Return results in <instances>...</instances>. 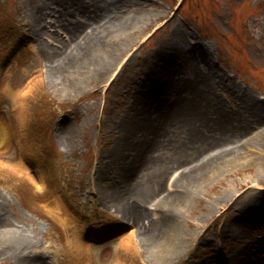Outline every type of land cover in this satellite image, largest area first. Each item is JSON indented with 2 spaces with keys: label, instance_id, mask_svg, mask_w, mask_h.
Instances as JSON below:
<instances>
[{
  "label": "rangeland",
  "instance_id": "obj_1",
  "mask_svg": "<svg viewBox=\"0 0 264 264\" xmlns=\"http://www.w3.org/2000/svg\"><path fill=\"white\" fill-rule=\"evenodd\" d=\"M36 1L39 0H0V86L6 87L0 99V125L6 133L5 143H0L2 223L32 237L27 250L39 257L38 264H115L116 260L120 264H158L156 254L152 255L140 243L143 234L132 245L126 242V235L133 232L132 226L124 229L119 225L117 231L103 233L110 223L108 213L122 214L111 201L112 179L122 188L125 177L121 179L123 175L119 173L126 172L127 167L119 163L122 165L128 149H118L115 158L109 153L110 131L134 94L151 102L159 97V90L144 94L137 89L144 70L147 72L149 65L153 67L152 55L156 51L164 58L152 70L169 76V80L180 77L196 85L213 84L218 97L231 110L239 109L240 96L248 107H264V0H117L119 16L143 14L145 21L114 68H105L108 52L98 46L93 54L100 60L96 70L91 77L86 76L87 69L82 70L83 75L75 77L80 85L70 90L58 88L57 82H53L55 76L49 77L56 65L55 56L44 51L43 43L52 39L39 37L30 29L24 11ZM41 1L48 6L68 0ZM73 1L90 8L95 4L91 0ZM107 1L101 0L103 4ZM66 8H70L69 4ZM51 9L47 8L49 12ZM146 10L152 19L149 24ZM67 14L72 20V14ZM166 21L169 23L165 24ZM180 29L184 35L179 34ZM65 40L69 45L71 40ZM174 41L183 42L200 68L208 71L205 63L212 67L208 71L210 84L201 82L198 70L187 76L182 65L174 63ZM160 100L161 97L153 106ZM141 135L133 134L128 140L139 141ZM246 150L264 160V146H250ZM197 152L203 156L207 151ZM107 166L109 173L100 169L106 170ZM170 166L165 174L159 166L151 167L152 171L147 173L162 174L158 181L163 191L175 188L171 183L182 164ZM228 172V177L208 184L196 195H187L181 224L193 235L183 246V262L171 264H232L229 255L235 256L242 245L247 247V253H238L237 257H245L247 262L264 261L262 218L247 221L239 235L225 233V225L241 214V203L258 192H245L242 188L228 202L224 203V199L218 206L214 204L227 182L251 178L255 169L238 165ZM125 199V203L132 204V199ZM158 216L156 210L152 211V219ZM121 232L125 233L120 235ZM14 236L20 237L15 233ZM110 248L112 254L108 255ZM1 261L0 257V264Z\"/></svg>",
  "mask_w": 264,
  "mask_h": 264
},
{
  "label": "bare ground",
  "instance_id": "obj_2",
  "mask_svg": "<svg viewBox=\"0 0 264 264\" xmlns=\"http://www.w3.org/2000/svg\"><path fill=\"white\" fill-rule=\"evenodd\" d=\"M91 1L95 3L93 8L73 0L64 3L58 1L55 5L48 6L39 0L31 9L26 8L24 11L33 33L39 37L52 39L50 42L45 40L43 46L50 57L55 56L56 65L49 77L55 76L56 80L52 78L53 82H57L58 88L70 90L80 85L75 81V77H81L84 72L82 70L87 69L86 76H92L100 61L93 55L99 49L98 46H103L108 52L106 65L108 67L105 68H114L145 21L142 20L143 14L119 16L115 6L117 0H109L105 4L101 0ZM132 1L136 3L137 0ZM66 4H69L70 8H66ZM49 7L52 8L50 12L47 10ZM67 13L72 14V20L66 16ZM144 15H148L146 18L149 24L152 20L149 19L150 12L146 10ZM168 23L169 21L165 22ZM180 30L179 34L184 35V31ZM63 32L66 33L64 36ZM101 36L104 37L96 39ZM64 37L71 40L69 45ZM55 41L58 45L53 44ZM80 45L82 47L78 49ZM173 48L174 63L182 65V70L187 76L195 74L198 70L201 82H209L211 74L208 71L212 70V67L208 63H205L208 71L200 68L198 60L188 53L183 42L174 41ZM152 58L154 65L153 67L146 65L147 72L144 70L137 89L144 91V94L159 90V97L155 102H151V99L140 100L138 95L134 94L133 101H126V107L121 109L123 115L115 123L114 130L110 131L112 138L109 140L111 143L109 148H112V151L109 153L115 158L118 149H128L125 151L127 156L122 160V165L119 163L120 166L127 167L126 172L121 170L119 173L120 176L123 175L121 179L124 180L125 177L122 188H118L114 182L115 178L112 179L111 201L122 214L117 211L115 214L108 213L110 223L103 233L113 229L117 231L121 224H130L135 229L126 235V242L128 241L129 245L143 234L140 243L147 246L152 255L156 254L158 264H171L174 261L177 263L182 261L183 246L188 244L193 235V232L181 224L187 195H196L208 184L228 177L230 167L236 168L238 165L252 167L255 173L251 178H244L240 182L233 184L227 182V187L214 200L216 206L224 199V203L233 199L242 188L245 192L255 189L258 194L255 193L253 197L241 203V214L225 225V233L239 235L245 229L243 226L247 221L254 218L264 220V160L257 158L259 157L257 155L249 154L246 150L250 146H264V107L253 108L252 105L248 107L247 101L240 96L237 98L239 109L231 110L224 105L210 82V86L206 84L202 86L184 78L181 80L180 77H171L172 80H169V76L152 70L157 68L156 65H160L158 60L164 57L156 51ZM219 78L224 81L223 78ZM225 79L227 80L226 77ZM2 80L3 78L0 79V83ZM5 88L4 84L0 86V99L2 89ZM160 97L158 104L153 106ZM71 131L69 133L72 134ZM1 132L0 129L2 144L5 135L2 136ZM139 132L142 134L139 141L130 143L128 138ZM160 149L163 150L162 153ZM198 149L207 152L203 156H198L200 154L197 152ZM174 163L182 164L181 171L171 183L175 188L163 191L158 181L159 175L162 174L151 176L147 173L152 171L151 167L159 166L165 174ZM108 167L106 170L100 169L109 173ZM109 177L113 178L111 173ZM124 199H132V204L125 203ZM151 210H156L159 216L152 219ZM190 222L187 220V223ZM10 228L4 226L0 216L1 263L7 264L9 260L10 264H30L27 261L32 260L38 264L39 257L27 250L32 237H26L21 229H14L15 226ZM14 233L20 237L16 238ZM199 234L200 231L196 232L197 236ZM83 246L87 248L84 242ZM238 253H247V247L242 245L235 251V256L232 253L229 255L228 260L232 264H264V261L247 262L245 257H237ZM115 264H120L119 260H116Z\"/></svg>",
  "mask_w": 264,
  "mask_h": 264
}]
</instances>
